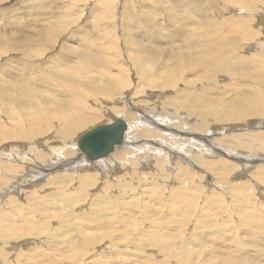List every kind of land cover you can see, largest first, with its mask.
Segmentation results:
<instances>
[{
  "label": "bare ground",
  "instance_id": "6f19581e",
  "mask_svg": "<svg viewBox=\"0 0 264 264\" xmlns=\"http://www.w3.org/2000/svg\"><path fill=\"white\" fill-rule=\"evenodd\" d=\"M252 17L245 16V13L242 14L238 17L237 23L235 20L234 23L232 22L230 29L224 25L210 27L208 23H199V26L181 39H166V36L160 35L157 22L147 18L146 32L144 31L147 35L145 37H142L144 35L132 36L129 41L130 52L125 53L128 58L126 60L130 61L132 65L130 67L131 69L133 67L132 71L137 77L135 83L129 79L128 70L130 69L125 67L127 64L123 60L110 62L113 68L119 69L117 73L105 70V68L101 69V72L99 68L101 72L99 78L91 79L84 76V79L80 81L74 79L73 74V76L65 74L66 70L68 73L74 71L77 64L64 65L57 60L50 59L45 67H42L46 71L55 73L49 78L58 84L53 80L46 84L44 82V89H39L40 85L33 83L36 69L33 71L32 68H25L29 73L28 76H25L27 73L23 71V67L14 68L18 76L0 73V151L3 150L1 148L3 143L8 144L7 148L4 147L6 150L0 152V200H6L4 206L9 205L10 207L8 212L0 214V236L5 234L4 238H8L6 247L10 239L25 235L36 236V239L37 237L42 238L43 241L46 238L50 246L45 250L35 247L24 255L14 253V262L17 260L22 264H78L82 261L83 254L87 253L92 257L91 262L88 260L90 264H117L113 261L96 262L97 259L93 257L97 255L92 256L91 252L92 250L97 251L95 248L101 246L104 238L106 241L107 237L118 235L119 238L113 240L111 246L115 247L119 254L126 251L128 247L136 252L138 248H146L149 251L150 247H153L158 248L160 257L158 254L156 257L161 258L155 261L157 264H171L172 262L173 264H226V259L221 256L215 245L209 241L199 242L190 234L188 237L185 234V226H189L187 225L189 221H201L209 228L213 227V224L207 220L214 218L216 213H222L221 208L213 207L215 203H220L218 197L216 198L219 202L209 199L210 196L202 200L203 197L198 198L196 194L199 190L196 193H190L189 189L184 186L175 192H169L165 201H159L155 194H165V191L160 189V184L167 181L169 174L167 176L163 174L166 170L176 174L188 172L187 179L192 178L195 172H204L206 175H203L202 179L207 178V186H214L216 183L213 182L211 174L219 175L221 179L219 183L225 189L223 194L226 195L231 190L233 194L230 197L238 199V201L235 200L236 202L233 199L231 201L236 204L233 203L234 210L237 211L236 207H239L243 214L244 225L254 230L255 226L261 228V224L258 223L264 221L263 215L254 214L250 206L245 205L248 203L245 195H240V197L243 196L246 200L239 198L237 194L239 188L253 190L259 183L264 184V169L261 165L256 166L264 162V157L260 155L264 154V132L240 131L243 133L238 132L228 138L225 135L226 130L214 131L217 125L241 124L264 115V43L257 42L254 53L241 57V52L247 45L246 42L251 43L257 38L256 32L251 30L250 24L256 19ZM54 26L56 25H45L37 31L39 43L40 41L51 43L57 40L61 30L54 32ZM172 27L173 23L169 28ZM136 28L131 25V31ZM12 32H0V53L29 52L27 50L34 49L35 46H31L33 44L31 40L36 37L34 35L36 33L32 36L24 32L22 36L15 38L11 35ZM80 34L83 36L81 37ZM80 34L79 36L74 34L73 40H67L61 47L63 52L68 53L77 61L85 60L88 55L83 53L85 49L93 52L92 47L99 46L92 44L91 47L82 49L84 45L80 47L79 43L82 44L85 40L90 42V40L85 38L87 32L84 34L83 31ZM230 36H234L235 39H230ZM72 43L76 46L69 45ZM6 44H10L12 49L7 50L4 47ZM44 46H42L43 49L47 47ZM107 46L102 43L100 47H96L94 52L101 56L95 59L103 61V57H106L109 62L108 54L112 51H109L111 47L107 48ZM29 53V56L33 54V52ZM228 53L236 55L237 58L228 59ZM111 60L114 58L112 57ZM82 75L84 74L80 76ZM37 78L39 79V76ZM67 78L72 81H68ZM19 80L24 81L26 86L18 85ZM59 82L62 83L59 84ZM64 86H75V89H65ZM83 88L88 89L78 95V89ZM89 89L95 94L93 92V95L90 94ZM155 92H160V95H155ZM124 96L132 111L122 100ZM98 97L103 98L107 104H100ZM90 99L98 104H90ZM133 111L138 112V115H135ZM105 119L108 122L100 123L88 129L86 133L122 121L126 125L124 135L120 143L115 144L106 156L88 159V156L78 147L79 138L86 133L73 139L79 131ZM23 123L25 124L22 126ZM258 127H264V121L258 123ZM241 129L249 128L243 126ZM192 135L196 137L190 138ZM18 143L22 144L21 148ZM24 147L31 149L24 154L22 151ZM77 147L81 153L78 152ZM189 147L191 151L188 150ZM231 151L233 155H229ZM217 156L220 158L214 161V157L217 159ZM228 158L240 164L244 163L241 165H246L248 168L257 167L258 174H253L255 177L252 176L257 181L251 178L252 186L250 181L230 182L228 179L231 174L236 173L237 166L232 165L233 161H230L231 164L227 163ZM150 167L155 174L148 173ZM157 167H162L161 173ZM55 169L71 173L83 172L85 169L87 172L90 170L94 173H89L91 177L86 176L81 181L75 179L76 184L80 183L82 186L84 194L82 197L73 196L69 201L59 197L62 190L60 187L69 192L73 179L65 176L51 179L49 185L56 192L51 193L49 200L52 202H49L48 199L43 198V194L40 197L36 191L30 189L39 185L35 183L38 178L47 177V174L53 173ZM119 172L121 175H116ZM243 174L244 172H239L238 176L242 177ZM98 175L101 179H110L109 181L102 180V184L107 182L103 188L110 186L112 191L116 188L119 194L118 198L113 195L112 206L119 207L114 211L115 216L98 214L97 211H91L89 216L72 214L73 209L80 202L86 201L84 199L87 197L88 190L93 183L98 182L96 177ZM114 175L117 177H113ZM113 180L115 181L112 182ZM110 182L111 184L117 183V185L111 186ZM255 182L259 183L255 186ZM24 188H28V191L23 192ZM260 189L258 186L259 191ZM144 190H149V192L141 195L131 193L136 191L140 194ZM209 191L212 194L213 191ZM128 193L130 195L126 196ZM246 194L250 196L247 192ZM24 197L32 211L36 205L39 207L47 222L36 223L30 211L23 210L24 207L19 200ZM92 199L90 197L88 199V202L91 201V206ZM198 199L199 203L203 202L199 207ZM61 202L65 203L59 204ZM137 204H140V212L135 210ZM59 206L64 209L69 208V214L65 215ZM121 206L127 207L122 208ZM102 210L103 208L100 211ZM138 213H141V216H136ZM112 219H116L118 224L105 226ZM146 220L155 221V228L158 232H149L146 237L130 236L132 232L142 227ZM254 220L258 222H255V225ZM50 221H57L61 226L55 227L49 234ZM263 228L264 225L261 229ZM206 231L209 232L210 237H214L213 234L216 236L217 232L212 229H206ZM204 234L206 233L202 235L205 236ZM251 244H254V240ZM260 246L256 244L253 248L255 251H257L256 248L263 249L264 244ZM6 247L5 251H7ZM231 248L233 249L232 246ZM237 250L235 248L234 251L238 254ZM13 251L15 249L11 248L6 253L12 254ZM208 252H210L209 257H203ZM227 254L232 257L231 250H228ZM244 254L249 253L246 251ZM4 256V252L0 251L1 264H12ZM112 256L117 257V254H112ZM140 258L142 260V257ZM136 259L139 262V258ZM143 260L148 264L153 257L150 255V258L144 257ZM129 262L131 261L128 260L127 263ZM251 262L253 263L252 260H246L245 264H251ZM229 264H235V262L230 259Z\"/></svg>",
  "mask_w": 264,
  "mask_h": 264
},
{
  "label": "rangeland",
  "instance_id": "374dc122",
  "mask_svg": "<svg viewBox=\"0 0 264 264\" xmlns=\"http://www.w3.org/2000/svg\"><path fill=\"white\" fill-rule=\"evenodd\" d=\"M243 11L245 13V16H247V17H252V16L256 17V19L250 25L252 26L251 30L256 32L257 38L251 43L246 42L247 45H245V43L244 44L242 43V45H245L244 46L245 49L241 52V57L242 56H250L252 53H254L255 49H256L257 42L260 41V42L264 43V0H0V32L1 33H10L12 31H14L11 33V35L15 38H19L20 36H22L24 34V32L27 34H30L32 36L34 33H36V34H34V35H36V37L34 36L35 38H32V40H31L33 42V44L31 46H33V47L35 46L34 49L27 50L31 53L33 52V54H31L30 56H29V54H30L29 52H13V51H10L7 54L0 53V73L3 74V72H4V73H7L9 75L14 74V75L18 76L17 71L15 72L14 68L17 69V68L23 67L24 68L23 71L25 73H27V75H25V76H28L29 73L27 72V70L25 68H32L33 71L36 69L34 71V76H35L34 81L32 79H27V80H32L33 83L36 82V84L40 85L39 89H42L44 87L43 83L45 82V84H46L48 82H51L50 80H53V79H50L49 77L51 74H55L54 72L46 71L43 68V67H45L46 62L50 59L51 60H53V59L57 60L58 62H60L64 65H69V64L75 65V64H77L76 65L77 68L75 67L74 71L68 73V71L66 70L65 74L66 73H67L66 75L71 74L69 76L74 75L73 76L74 79H77L80 81L82 79H84V76H85V78L88 77L91 79L92 78H99V76L101 75V72H102L101 69L104 70V68H105V70L108 69L112 72L117 73L119 71V69L113 68L114 66L112 67L110 62L114 63V62H119V61L123 60V61H125V64H127V66H125V64H124V66L127 69H130V70H128V73H129L128 76L130 77L129 79H131V81L133 83H135V82H137V77H135V73H134V71H132V70H134L133 67H132V69L130 67V66H132L130 61L126 60L127 56L125 55V53L130 52L129 41L131 40L132 36L135 37V36H139V35L140 36L144 35L142 37H145L147 35V34H145V32H146L145 31V28H146L145 22L148 21L147 18L148 19L151 18L154 22H157L158 28H160V30H159L160 35L166 36V39H169V38L170 39H181V38L185 37L186 35H188L194 28L199 26V23H201V24L202 23H208V25H210V27H215V25H224L226 28L230 29L231 28L230 25L232 24V22L234 23V20L236 22L238 17L242 16V14H244ZM238 12H242V14L239 15ZM152 15H154V16H152ZM149 16H151V17H149ZM49 22H50V24H49ZM172 23H173V27L169 28ZM52 24L56 25L53 27L54 32H57L58 29H60L61 31H59V33H58L59 36L55 42H51V43H44L43 42L45 44V46H44V44L41 41L39 43L38 42L39 40H37V36H38L37 31H39L40 28L44 27L45 25H52ZM225 24H228V25H225ZM131 25H134V28H136V25H138V26L135 30L131 31ZM54 28H56V29H54ZM79 31H81L82 33L84 31V34H86V32H87V35L85 38H89V40H90V42L85 40V42H83L82 44L79 43L80 47L84 45L82 47V49H84V47L85 48L91 47L92 44L99 45L98 47H100L102 43H105V46L108 45L111 48L114 45L117 46V47L115 46L116 48L113 47L114 49L113 48L111 49L107 46V48L110 49V50L109 49L108 50L112 51V52H110V54H108L109 62H107L106 57H103V61L102 60L100 61L99 59L98 60L95 59L97 56H101V55H98L96 52H94L96 50L97 46L92 47V49H94V51H93L94 53L91 52V50L86 51V49H85L83 51V53L85 52L88 55L85 58V60L83 59L80 61H77L76 59H74V57H72L68 53L63 52L61 47L65 44V42H67V40H69V39L73 40L74 34H76V36H79V34L81 33V32L79 33ZM81 35L82 34H80V36ZM230 39H235V38H234V36H230ZM34 41H36V42H34ZM34 43H37V44L35 45ZM253 43H254V45H253ZM46 44H48V46ZM111 44H112V46H111ZM69 45L76 46V45H74V43L69 44ZM42 46H44V47L47 46L46 48H44L45 51L42 48ZM4 47L7 50L12 49V46L10 44H6V45H4ZM37 47H39V48H37ZM41 49H43V50H41ZM112 54H114V56H112ZM90 56H92V57L90 58ZM112 57L114 58V60H111ZM232 58H237V57L234 54L228 53V59H232ZM91 60H92V62H91ZM96 60L98 62H96ZM92 65L95 67H93ZM99 65H101V66H99ZM80 66L84 67V69ZM89 67H91V69ZM99 68H100L101 72L99 71ZM93 69H95L96 71L95 70L93 71ZM263 72H264V70H263ZM59 74H63V72H59ZM81 74H84V75L80 76ZM37 76H39V79L37 78ZM42 77H43V79H41ZM67 80L72 81L69 78H67ZM220 80L222 81L223 79L221 78ZM58 81H61V79H58ZM24 83H25L24 81H20V80L17 82L18 85L26 86L25 85L26 83L25 84ZM54 83H56V82L54 81ZM61 83L59 82V84H61ZM56 84H58V82ZM220 86H223L224 88H226L224 85H220ZM67 87H65V89H72V90H73V88L75 89V86H67ZM52 89L58 90L57 88H53V87H52ZM87 89H85V88L78 89L77 94L79 95V94H81L80 92H83L84 90L86 91ZM60 91H62V90H60ZM89 91H91V90L89 89ZM92 92H93V94H95L94 91H91L90 94H92ZM159 93L155 92L154 94L160 95ZM87 95H88V93H87ZM98 100L100 101V104H107L106 101H104V99L101 97H98ZM122 100L125 101L126 107L130 111H132L131 106L129 105V103H127L125 96ZM89 102H90V104H98L92 100ZM43 105H45V104H43ZM46 105H51V104H46ZM92 107H95V106H92ZM106 108H107V106H106ZM0 109H1V107H0ZM133 113L135 115H138V112L133 111ZM261 121H264V115L261 117H258V118L247 120L246 122L241 123V124L217 125L215 127L214 131L218 132L220 130H226L225 135L228 136V138H230L233 134H237L240 131L264 132V129H263L264 127H260V128L258 127V123H260ZM104 122H108V121L105 119L102 122H98L95 125L88 127L85 130L79 131L73 140L77 139L81 134H83V133L85 134L88 129H90V128H92V127H94L100 123L103 124ZM24 124L25 123H23L22 126ZM243 126L244 127L248 126L249 129H241ZM250 127L251 128L255 127V129H251ZM240 133H243V132H240ZM193 137H196V136L192 135L190 138H193ZM156 139H159V138H156ZM6 145H8V144H6V143L2 144L1 148L3 150H1L0 152H3L4 150H6V149H4V147L7 148ZM20 145H22V144L18 143L19 147H20ZM30 149H28V147H24L22 149V151L24 154H26ZM190 149H191V147H189L188 150L191 151ZM77 150H78V147H77ZM78 152H79V150H78ZM79 153H81V152H79ZM229 155H233V151H231L229 153ZM260 155L262 157H264V154H260ZM218 157L219 156H217V159H216V157H214V159H215L214 161H216L220 158V157L219 158ZM250 158H252V156H250ZM227 160H228L227 163L229 162L231 164V162L233 161L232 165L235 164V166H237V170L235 171L236 173L233 175L231 174L229 179H228L230 182H233V183H237V182L241 183V182H249L250 181V184L252 186V183H251L252 181L250 179L251 178L254 179L252 176L255 177V175H253V174H258V172H257L258 168L257 167L261 165L263 167L262 169H264V162L263 161L261 163L257 164L256 168H253V166H252V168H253L252 169L251 167L248 168L246 165L245 166L241 165L244 163L240 164V163L236 162L234 159H232V161H231V159L228 158ZM81 163H82V160H81ZM157 168H158L159 173H161L162 167H157ZM163 169L165 171V168H163ZM192 171H193V169H192ZM61 172L62 171L55 169V170H53V173H51V174L48 173L47 177L38 178L35 181V183H37L39 185L35 186L34 188H32L30 190L36 191L37 195H39L40 197H42V194H43V198L45 200H47V199L49 200V196L51 195V193L56 192V190H53L52 186L49 185L50 180L51 179L54 180V179L60 178L62 176H65L69 179H73V182L71 184L72 188L68 192V191H65V189H63L62 187H60L62 190L59 193V197H62L65 201H69L70 198L73 196L82 197L84 194L83 190H82V186L80 185V183L76 184L75 179H80V181H81L86 176L91 177L89 173H91V174H92V172L94 173V171H90V170H89V172H87L85 169L83 172H74V173H71V172H62L61 173ZM150 172H151V174H155V171L151 167H150V170L148 171V173H150ZM166 172H167V174H166ZM168 172H171V173H168ZM239 172H244L242 177L238 176ZM255 172H257V173H255ZM163 174L165 176H167L168 174L169 175L167 176L166 183L160 184V189L162 191H165V194H155V196L158 197L159 201H165L168 198L169 192H175L179 189H182L184 186H186L189 189L190 193H196L199 190L196 194L198 195V198L203 197L202 200H206L207 197L209 198V196H210L209 199H212L215 202L220 201L219 204L215 203L213 205V207L214 208L215 207L221 208L222 213L221 214L216 213V216H214V218L211 217V218H208V220H207L208 222H211L213 224V227L209 228L208 226L202 224L201 221L200 222H196V221L190 222L189 221V222H187V225H189V226H187V227L185 226V234H187L186 235L187 237L191 235L193 238H196L197 240H199V242L209 241L210 243L215 245V247L217 248V250L221 254V256L226 259V264H229L230 259L233 260L235 262V264H245L246 260H252L253 263L251 262V264H255V263L256 264H264V247H263V249H257L256 248L257 251H255V249L253 248V246H255L256 244H257V246L264 244V239H263L264 238V234H263L264 228L261 229L262 225H264V221L262 223H258L257 220H254V222H253L254 225L256 223L261 224V228H258V226H255V228H256L255 230H254V228L249 227L248 225H244V221H242L244 219L243 214L239 210V207H236V208H238L237 211L234 210V205H233L234 202L233 201H235V200L238 201V199H233L232 197H230L233 194L230 192L231 190H229V192L226 193V195L223 194V193H225V189L222 187V184L219 183V182H221L219 175L211 174V177L214 180L213 182H216V183L214 184V186H207L208 185L207 184V178L202 179L203 175H206V173H204V172H202V173L199 171L195 172L194 174H192V178H190V179H187L189 177L188 172L187 173L181 172L180 174H176L170 170H166L165 172H163ZM245 174H247L248 176ZM116 175L119 176L121 174L119 172ZM179 176H181V177H179ZM198 176H200V177H198ZM231 176H232V178H231ZM234 176L237 178H235ZM96 177H97L98 182L93 183L90 190H88L87 197L84 199L86 201H84L82 203L80 202L78 204V206L73 209L72 214H76V215L85 214V215L89 216L91 211H97L98 214L115 216L114 211L116 209L118 210L119 207L114 208V206H112V203L114 202L113 195H114V197L118 198L119 194L116 192V188L113 189L114 191H112V188L110 186L103 188L104 185H107V182H105V184H102V182L104 180L107 181L109 178L101 179V176H99V175ZM113 177L116 178L117 176L114 175ZM48 179H49V181H48ZM174 179L176 181H174ZM190 180H191V182H190ZM254 180L257 181L256 179H254ZM114 181L115 180H113L112 182H114ZM217 182H218V184H217ZM258 183L255 182L254 185L256 186ZM113 184L117 185V183H113ZM113 184H111V182H110L111 186ZM216 184H217V186L215 187ZM258 186H260V188H261L260 191L258 190ZM258 186H256V188L255 187L253 188V190H255L254 193H253V190L248 189V190H250L248 192V190H246L247 188H244V187L239 188L237 195L241 199L243 198L246 200V198H247L248 203L245 204L246 207L250 206V209H251V211L254 212V214H260V215H263V217H264V197H263L264 196V184L259 183ZM11 189L15 190L16 188H11ZM22 190H23V192H26V191H28V188H24ZM209 190L213 191L212 194H211V191H209ZM221 190H223V191H221ZM261 190H263V191H261ZM147 192H149V190H144L140 194H138V192H136V191L131 192V193H133L134 195H141V194L147 193ZM246 192L248 194H250L251 197L248 196L246 194ZM108 193H109V195H108ZM216 193L217 194L219 193V194L215 195ZM129 195H130V193L126 194V196H129ZM212 195H214V197ZM219 195H221V196H219ZM240 195H243V196L245 195L246 198L243 196L240 197ZM89 197L91 199L93 198L92 199V206H91V201L88 202ZM216 197H218L219 201H217ZM108 198L110 199L109 201H108ZM25 199H26V197L21 198V200H19L21 205L24 207L23 210L30 211V213L34 217L36 223L44 224L45 222H47L46 219L43 218V216H42L43 212L40 211L39 207L36 205L32 211L28 202ZM232 199H233V201H231ZM5 202H6V200H0V214L8 212L10 209L9 205L4 206ZM49 202H52V201L49 200ZM199 202H200V200L198 199V207L203 204V202H201V203H199ZM62 203H65V202H61L59 204H62ZM59 207L61 208V206H59ZM121 207L125 208L127 206H121ZM254 207H255V209H253ZM101 208H103L102 211H100ZM62 210H63L65 215H68L70 212L69 208H67V207H65V209L61 208V211ZM135 210L140 212V204L136 205ZM214 212H216V211H214ZM136 216H141V213H138ZM50 222H51V226L48 229L49 234L54 230L55 227L61 226V225H58L57 221H50ZM188 223H190V224H188ZM115 224H118L117 220L112 219V220H109V224H107L105 226L110 227V226L115 225ZM198 224H199V227H198ZM206 229H212L214 232H217L216 236L213 234L212 236H214V237H210L209 236L210 234H209V232L206 231ZM248 229L249 230L253 229V230L252 231L250 230L251 231L250 232ZM231 230H232V232H231ZM149 232H158L157 229L155 228V221L146 220L144 225L142 227L138 228L137 230H135L134 232H132L130 234V236L138 237L141 235L142 237H146ZM34 233L37 234L36 232H33V234ZM203 233H206L204 235L205 236L208 235L209 238H206L208 236H206V237L203 236L202 235ZM188 234H190V235H188ZM254 235H256V236H254ZM4 236H5V234H2L0 236V245H1L0 251L4 252V254H5L4 257L7 259V261H11L12 264H22L20 261L19 262H17V260H15V262L13 261L15 258V254L21 253L24 255V254L28 253L29 251H31L35 247H39V248H42L44 250L48 249L47 247H50L46 238H44V241H43L42 238L38 239V237H37V239H36V236L31 237V235H25V236L19 237L17 239L16 238L10 239L11 241L8 242V246L6 247L5 246L6 245V239H8V238H4ZM109 237L106 238V241L104 238L101 246L100 247L98 246L97 248H95V249H97V251L94 252L92 250V252H91L92 256H94V255L98 256V258H97V256L93 257V258L97 259L96 262H100V261L101 262L102 261L103 262H107V261L112 262L113 261V263L117 262V264L118 263L119 264H134V263L140 264V261H141V264H146V262L143 260V258L144 257L150 258V255H152L153 260H151V262H148V264H150V263L153 264V262H154V264H157L156 262L161 259V258H159L160 255H159L158 248H153V247H150L149 251L146 248H140L141 250L138 248L137 252L135 250L132 251L133 249L128 247L126 249V251H123L119 254L116 251V248L111 246L112 241L118 239L119 236L114 235V236H111L110 238ZM259 237H260V239H258ZM248 239L249 240L252 239V240L249 241ZM245 240L247 241V243H244V242H246ZM253 240H254V244H251V242ZM234 241H235V243H234ZM239 241H241L240 242L241 245H240V243H238ZM248 243H250V245ZM219 245H221V246L219 247ZM231 246L233 247V249L231 248ZM5 247H6L7 251L11 250V248H14L15 251H13L12 254H8V253H6L7 251H5ZM246 247H249V248H246ZM260 247H262V246H260ZM220 248H222V250ZM235 248H236V250L238 248V250H237L238 254L234 251ZM228 250H231L232 257L228 256V254H227ZM259 250H261L262 252L260 253ZM246 251H247V253H249L248 255L244 254V253H246ZM256 252L260 253L259 257H261V259L257 256L259 254ZM112 254H117V257L112 256ZM156 254H158L159 257L158 256L156 257ZM134 255H135V257H134ZM209 255H210V252L206 253L203 257L208 258ZM127 256L129 257L128 259H127ZM130 256H131V258H130ZM137 257L139 258V262L136 259ZM140 257H142L143 263H142V260ZM88 260L91 262L92 257H90L89 254L84 253L82 256V261L78 264H85V262H86V264H90V262ZM128 260L131 262L127 263ZM135 260H137V261H135ZM0 264H1V260H0ZM171 264H173V262Z\"/></svg>",
  "mask_w": 264,
  "mask_h": 264
},
{
  "label": "water",
  "instance_id": "95a60500",
  "mask_svg": "<svg viewBox=\"0 0 264 264\" xmlns=\"http://www.w3.org/2000/svg\"><path fill=\"white\" fill-rule=\"evenodd\" d=\"M125 128L126 125L122 121H117L109 127L96 128L79 138L78 147L88 159L106 156L115 144L120 143Z\"/></svg>",
  "mask_w": 264,
  "mask_h": 264
}]
</instances>
